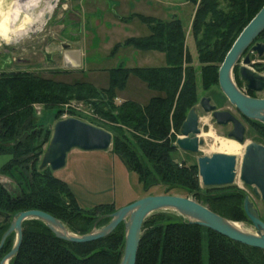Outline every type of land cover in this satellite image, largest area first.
Masks as SVG:
<instances>
[{"label":"trees","instance_id":"1","mask_svg":"<svg viewBox=\"0 0 264 264\" xmlns=\"http://www.w3.org/2000/svg\"><path fill=\"white\" fill-rule=\"evenodd\" d=\"M184 1L196 7L190 37L198 70L192 65L186 48V32L178 18L160 20L135 14L128 18L137 17L148 27L149 34L126 39L123 44L115 45L111 54L120 47L157 51L164 55V66L111 69L110 85L101 89L89 83L69 84L30 72L0 74V155L9 156L0 169V176L18 186L9 173L13 169L20 171L19 177L25 183V187L18 186L15 194L0 183L1 213L10 219L23 211H43L79 236L109 222L108 216L116 211L113 205L81 208L65 182L56 178L48 167L39 169L40 144L37 145L36 140L42 135V128L36 126L33 105L57 108L75 98L94 100L95 111L101 119L134 132L127 136L118 133L114 126L89 122L112 135L111 152L129 172L137 175L144 191L155 185L165 186L166 192L186 191L194 201L221 217L251 225L243 210L245 193L226 186L203 187L197 166H186L171 158L176 147L169 133L171 126L179 130L197 101L198 73L202 88L218 86V69L226 53L264 0ZM255 42L264 44V31ZM130 73L157 93L147 105L115 102V89L124 87ZM249 123L264 136L263 124ZM232 200L234 203L223 207ZM168 212H154L145 219L136 264H263L250 257L252 252L264 255L263 250L239 244L208 228L190 224L177 213ZM9 219L5 221L0 217V239L9 226ZM22 232L19 250L9 264H119L123 253L122 223L108 236L87 243L60 240L36 219L23 222ZM14 240L15 234L8 236L0 251V260L11 250Z\"/></svg>","mask_w":264,"mask_h":264},{"label":"rangeland","instance_id":"2","mask_svg":"<svg viewBox=\"0 0 264 264\" xmlns=\"http://www.w3.org/2000/svg\"><path fill=\"white\" fill-rule=\"evenodd\" d=\"M195 8V6L184 0H0V74L17 71L30 72L43 78L69 84L81 82L92 84L97 89L109 87L110 72L107 69L117 67L119 63L121 64L119 68H123L122 66L127 64L121 56H115L124 47L118 48L111 55L115 43L120 42V44H123L127 37L147 33V26L137 17H133L128 21H122V19L118 21L115 19L116 15L128 16L132 12H136L160 20H168L172 15H175L188 32L189 29L187 30V28L189 22L193 19ZM63 44H68L72 50H83L84 62L82 60L79 69H73L66 64L61 47ZM127 48L133 53V56L130 57L131 61L128 62L127 60L130 65L139 64L138 66L159 67L164 64L163 54L157 51ZM186 48L191 56L192 65L198 70L196 51L190 35L186 42ZM47 55L51 60H46ZM150 55L155 56L153 61L149 59ZM245 56L250 58L249 67L254 71L256 69H253L252 66L261 67L260 75L264 76V58H258L250 50L243 58ZM238 66H242L241 61ZM232 80L237 88L244 93L245 90L239 85L238 68L233 71ZM196 85L197 101L193 107L196 108L199 117V139L203 141V144L200 145L197 153L180 150L176 146L180 128L176 131L171 126L169 134L174 138L172 145L176 147L175 151L170 154L171 158L186 166H197L199 157H209L215 153L236 156L235 183L226 187L243 191L253 202L260 218L264 220V202L253 195L251 187L245 186L239 180V168L245 145L254 142L264 146V136L260 133L259 128L239 118L218 86L213 85L208 89L202 88L199 73L196 76ZM114 92L116 98L121 101H133L140 105H147L153 96H157L154 90L149 89L139 77L132 73L127 77L124 87L115 89ZM254 96L264 99V91L256 93ZM202 97L210 98L211 104L217 110L228 111L242 122L245 127V140L241 144L242 146L227 138V134L231 130L230 125H217L210 114L202 111L198 105ZM94 103V100L84 101L72 98L66 103L58 105L57 108L46 109L41 104L33 105L32 110L36 126L42 128V135L36 140L37 145L40 144L37 150L40 153L39 161L50 141L52 127L58 120L73 117L88 123L98 122L104 127L112 128L114 126L120 131L118 133H125L127 136L134 133L120 124H112L101 119L95 111ZM8 160L9 156L0 155V169ZM19 172L12 169L9 173L14 181L19 183V187H25L24 180L19 177ZM52 173L57 178L56 173ZM0 183L10 193L15 194L18 192V186L6 178L0 176ZM157 195L181 196L193 200L186 191L174 189L166 192V187L163 185H155L144 191L143 197ZM229 203H234V200L227 201L223 204V207H227L230 205ZM168 213L173 214L175 212L169 211ZM231 222L235 223L243 232L255 233L249 223ZM250 254L252 260L264 264L263 254L255 252Z\"/></svg>","mask_w":264,"mask_h":264},{"label":"water","instance_id":"3","mask_svg":"<svg viewBox=\"0 0 264 264\" xmlns=\"http://www.w3.org/2000/svg\"><path fill=\"white\" fill-rule=\"evenodd\" d=\"M264 31V4L255 16L239 33L226 53L218 69V87L229 104L245 119L264 125V99L251 98L240 91L232 80V71L244 52L250 51L258 58L264 56V44L255 42ZM255 42V43H254ZM63 58L67 65L76 69L80 66V54L63 44ZM49 61V55L46 56ZM239 68V77L243 87L254 93L264 91V76L249 68L250 58L245 56ZM199 107L210 114L217 125H231L228 139L238 143L244 142L245 127L230 112L217 110L210 98L202 97ZM199 117L195 107L191 108L183 121L176 146L189 153H197L203 141L199 139ZM112 135L95 125L77 118L58 120L52 127L50 141L40 159L39 169L49 168L57 172L64 168L67 155L72 150L83 152L106 151L110 148ZM237 160L233 155L215 153L197 159L198 176L203 187L231 186L236 179ZM239 180L251 187L255 197L264 202V147L251 142L245 145L239 168ZM244 213L255 233L240 230L235 223L212 212L206 206L188 197L173 195H157L142 197L110 214L109 222L103 227L86 235H75L53 216L39 210L23 211L12 218L0 212L9 226L0 239V251L9 235L15 234L16 239L11 250L4 255L0 264H9L17 254L22 241V224L36 219L42 221L56 238L71 243H87L108 236L119 225L124 226V247L119 264H136L142 226L145 219L154 212L172 211L186 218L190 224L208 228L234 242L264 251V222L258 210L248 196L243 201Z\"/></svg>","mask_w":264,"mask_h":264},{"label":"crops","instance_id":"4","mask_svg":"<svg viewBox=\"0 0 264 264\" xmlns=\"http://www.w3.org/2000/svg\"><path fill=\"white\" fill-rule=\"evenodd\" d=\"M135 14L146 17H152V16L132 12L128 16L116 15L115 19L121 21L120 20L121 18H126L125 21H128L131 19L128 17ZM172 17H176V16L172 15L170 19ZM191 22L192 19L189 22L187 28V30L189 29L188 32L186 31V29H184L186 32V42L188 40V36L190 35L189 32L191 28ZM148 34H149V29L147 27L146 34L139 36H132V37L135 38L145 37ZM132 37H127L126 39ZM117 44H120V42L115 43V45ZM128 50L129 49L127 47L121 48L119 53L115 55V56H121L123 58L122 60H125V62L127 63L126 65L122 66L123 68H127V69L151 68V67L138 66L139 64L137 65L128 64V62L131 61L130 57L133 56V53H131V51ZM74 51L79 52L80 65H82V60L84 59L83 50L74 49ZM149 59L153 61V59H155V56L150 55ZM121 62L125 63L124 61ZM118 65L120 66L121 64L119 63ZM164 65H165V60L163 66ZM119 66L114 68H109L107 70L119 68ZM79 68L80 66L76 69ZM79 72H83V71H79ZM101 88H106V87H101ZM116 102L121 103L123 101H121L119 98H116ZM55 173L57 178H59L68 185L78 205L84 209H89L97 205H113L117 210L142 198L144 194V190L138 181L137 175L133 172H129L122 163V161L115 154H113L110 151V149L106 151H91V152L72 150L67 155L66 164L64 168H62L61 170Z\"/></svg>","mask_w":264,"mask_h":264},{"label":"flooded vegetation","instance_id":"5","mask_svg":"<svg viewBox=\"0 0 264 264\" xmlns=\"http://www.w3.org/2000/svg\"><path fill=\"white\" fill-rule=\"evenodd\" d=\"M255 43V42H254ZM250 48V47H249ZM247 49L245 52H244V54L242 55V57L240 58V60L238 61V63L234 66V68H233V71L236 69V68H238V73H239V68L241 67V66H238V64H239V62L240 61H242V59H243V56L247 53V51H249L250 49ZM252 53V52H251ZM47 60V59H46ZM51 60V59H50ZM250 68V67H249ZM252 68L253 69H256L254 72H256V73H258V74H260V68L261 67H254V66H252ZM251 69V68H250ZM233 71H232V73H233ZM240 86H242L243 87V83L241 82V80H240V84H239ZM243 89L245 90V95H247V96H249V97H251V98H256L255 96H254V94H256V93H254V92H251V91H248V90H246L244 87H243ZM234 108V107H233ZM236 111V110H235ZM236 113L238 114V116H239V118L241 119V120H243V121H245V122H247V123H249V121L250 120H247V119H245V118H243L237 111H236ZM236 117V116H235ZM237 118V117H236ZM238 119V118H237ZM239 120V119H238ZM240 121V120H239ZM241 122V121H240ZM242 123V122H241ZM230 125V124H229ZM231 126V125H230ZM231 129H232V126H231ZM231 131V130H230ZM244 140H245V137H244ZM244 143V142H243ZM243 143H241V144H243ZM241 144H239V145H241ZM242 146V145H241ZM263 146V145H262ZM264 147V146H263ZM245 148V147H244ZM243 151V150H242ZM244 153V152H243ZM242 154V153H241Z\"/></svg>","mask_w":264,"mask_h":264},{"label":"bare ground","instance_id":"6","mask_svg":"<svg viewBox=\"0 0 264 264\" xmlns=\"http://www.w3.org/2000/svg\"><path fill=\"white\" fill-rule=\"evenodd\" d=\"M234 141V140H233ZM234 142H236V141H234ZM236 143H238V142H236ZM238 144H240V143H238ZM224 154V153H223ZM228 155V154H227ZM234 156V155H233ZM236 157V156H235ZM238 227V226H237Z\"/></svg>","mask_w":264,"mask_h":264}]
</instances>
